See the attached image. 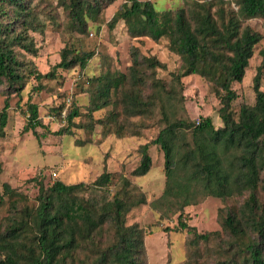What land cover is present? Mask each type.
<instances>
[{
  "label": "trees",
  "instance_id": "16d2710c",
  "mask_svg": "<svg viewBox=\"0 0 264 264\" xmlns=\"http://www.w3.org/2000/svg\"><path fill=\"white\" fill-rule=\"evenodd\" d=\"M114 1L0 0V95L5 97L0 140L12 94L20 95L30 78L54 80L57 70L78 67L82 73L75 86L87 94L88 103L81 109L72 97L66 126L56 134L70 135L74 127L90 143L96 130L100 140L156 132L139 146L140 161L131 174L146 175L152 163L149 148H160L165 187L150 207L163 219L177 215V230L185 232L178 264H264V47L258 51L253 104L232 110L238 97L233 85L243 81L264 40V33L249 24L257 19L264 29V0H186L177 9H157L149 0L121 4L105 22L108 31L122 22L130 39L163 41L180 60L170 80L157 75L165 64L137 47L130 48V65L122 71L103 61L100 73H85L95 49L82 48V40L72 35L86 36L90 24L99 29ZM60 12L62 23L56 19ZM48 25L73 41L42 75L26 56L37 55L33 35H44ZM187 76L203 79L218 98L221 127L215 128L210 117L196 122L189 116L182 82ZM59 99L51 110L58 119L69 101L66 95ZM22 114L27 115L23 131L35 135L42 126L37 105L28 102ZM29 182L33 198L7 182L0 186V264H147L144 231L135 221L147 200L123 174L104 171L90 184L44 183L40 175ZM209 197L223 204L216 215L219 230L199 232L181 218L186 207Z\"/></svg>",
  "mask_w": 264,
  "mask_h": 264
},
{
  "label": "rangeland",
  "instance_id": "374dc122",
  "mask_svg": "<svg viewBox=\"0 0 264 264\" xmlns=\"http://www.w3.org/2000/svg\"><path fill=\"white\" fill-rule=\"evenodd\" d=\"M126 0H115L108 6L102 15V21L97 29L96 25H89L86 36H76L74 40H82V48L95 49L94 57L85 69L87 75L100 73L103 61L122 71L130 65V48L137 47L146 56H155L165 64L164 69L157 72L158 77L170 80L180 66L179 58L169 52L163 41L154 43L149 39L133 40L127 35L126 27L119 22L113 31H108L107 23L121 4ZM146 1V0H143ZM157 9H177L184 5L186 0H149ZM189 1V0H188ZM57 22L62 23L64 18L61 12ZM249 24L258 32L264 33L260 20H251ZM38 53L35 57L26 56L34 64L40 74L50 72L59 63V52L65 45L72 42L69 34L56 26L48 25L44 35H33ZM79 47L80 43L75 42ZM264 47V40L257 46L254 56L249 61L245 77L241 83L233 85L238 97L233 103L232 110L237 113L241 103L253 104V77L260 65L259 50ZM82 72L78 67L70 71L57 70L54 80H42L40 83L30 78L20 95L12 94L9 98L8 122L5 137L0 140V186L7 182L33 198L35 188L30 179L36 175L43 178L44 183L60 180L65 184L92 183L104 171L121 173L130 179L134 185L144 193L147 203L135 216L144 231V246L147 264H178L183 259V244L185 232L177 230V215L167 219L161 213L150 207L163 194L165 187L164 158L160 148L152 146L148 154L151 157L149 172L141 177H135L131 172L140 161L138 148L140 145L155 137L156 132L145 130L142 137L116 138L109 136L100 140L99 130H96L92 142L85 140L88 135L83 130L72 127L71 134H56L66 126L65 115L73 97L75 104L83 109L87 106L88 96L78 92L76 81ZM185 107L189 116L198 121L210 117L215 128L221 127L218 114L220 107L218 98L210 94L203 79L196 76H187L182 79ZM264 88V70L260 82ZM93 89L94 87H90ZM66 95L69 101L62 111V118L53 116L51 111L60 103L59 96ZM70 97V98H69ZM5 97L0 95V110L4 105ZM37 105L41 127L24 132L26 116L22 114L27 103ZM79 120L75 119V123ZM114 193V185H110V196ZM219 199L209 197L202 203L188 206L184 209L182 221L195 227L199 232L217 231L219 226L216 220L217 211L222 207Z\"/></svg>",
  "mask_w": 264,
  "mask_h": 264
}]
</instances>
